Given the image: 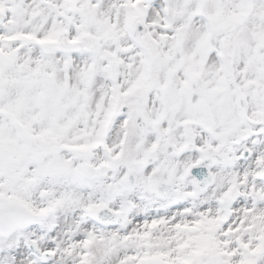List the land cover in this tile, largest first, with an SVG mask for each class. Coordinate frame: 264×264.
<instances>
[{"label": "snow or ice", "instance_id": "1", "mask_svg": "<svg viewBox=\"0 0 264 264\" xmlns=\"http://www.w3.org/2000/svg\"><path fill=\"white\" fill-rule=\"evenodd\" d=\"M0 264H264V0H0Z\"/></svg>", "mask_w": 264, "mask_h": 264}]
</instances>
